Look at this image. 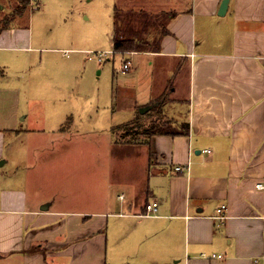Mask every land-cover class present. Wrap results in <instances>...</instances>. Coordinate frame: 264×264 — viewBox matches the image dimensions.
Returning a JSON list of instances; mask_svg holds the SVG:
<instances>
[{"label":"crops","instance_id":"0c3cea01","mask_svg":"<svg viewBox=\"0 0 264 264\" xmlns=\"http://www.w3.org/2000/svg\"><path fill=\"white\" fill-rule=\"evenodd\" d=\"M161 1L159 14L170 16L167 33L158 51L125 53L133 71L130 83L133 55L142 57L140 93L124 110L126 117L115 124L108 119V127L113 136V128L158 109L183 120L182 128L168 126L176 133L133 143L140 147L122 156L124 174L108 175L98 189L96 172L90 200L74 205L51 196L35 202L28 194L30 181L22 178L21 185L17 171L4 187L5 158L0 162V264H264V189L255 185L264 183V0H228L223 11L222 0ZM28 9L29 4L13 19L0 14V159L4 131L16 140L29 135L28 125L43 113L31 111L35 95L24 89L34 86L38 93L40 81L57 89L64 72L77 65L51 67L45 53L55 47L34 36ZM59 50L65 57L90 51ZM38 56L40 67L32 73ZM157 62L168 66L161 82L154 80ZM26 68L31 77L23 82ZM64 108L51 111L65 112L58 117V133L75 139L80 127L74 113L82 109ZM92 160L109 162L112 174L120 157L94 154ZM153 200L156 213L145 215ZM221 205L224 217L218 218Z\"/></svg>","mask_w":264,"mask_h":264},{"label":"rangeland","instance_id":"374dc122","mask_svg":"<svg viewBox=\"0 0 264 264\" xmlns=\"http://www.w3.org/2000/svg\"><path fill=\"white\" fill-rule=\"evenodd\" d=\"M1 1L0 14L10 13L11 19L16 17V12L21 14L29 4L27 19L32 21L34 36L39 41L42 40L43 44L55 47L45 53L49 56L48 62L53 63L51 67L77 62L76 67L69 69L70 72H64L65 76L63 79L60 78L61 82L55 83L57 89L52 85L48 86V82L44 84L42 81L39 82L40 88L37 89L39 94L34 92V86L24 89L25 94L34 93L35 95L28 104L32 106L31 111L41 109L43 113L37 112L33 126L28 125L27 130H33L29 135L18 137L16 140L10 130L4 131L6 148L4 158L0 159V162L5 158L8 159L2 167L5 176L1 182L4 187L11 185L10 175L17 171L21 185L22 178L30 181L27 184L28 194L35 198V202L40 197L48 196L55 197L56 200L59 199L66 204L74 205L76 200L86 202L90 200V191L96 182L95 173L99 174L96 175L99 180L98 189H102V185L105 186L108 175H112L111 178L115 179L119 174H124L122 156L136 153L140 145L133 143L144 141L145 130L151 125L166 124L172 128H182L183 120L158 113V109L146 113L139 122L113 128V136L110 126L108 127V119H112L115 124L126 117L124 110L129 107L132 97L140 93L139 79L142 68L140 60L142 57L133 55L135 74L133 73V83H130L128 80L133 71L130 72V69L126 72L121 71L123 59L129 56L112 52L114 30L126 24L140 26L137 14L132 16L129 13L158 15L161 12L159 4L161 0H147L146 5L143 6H140L142 0ZM43 14L45 18L41 20ZM158 19L160 21H155L156 26L150 28L151 34L144 35V38L149 40L158 38L159 23L163 21V18ZM65 48L89 49L94 57L88 59L82 52H74L69 57H65L62 50H59ZM100 51L103 53L99 60L97 57ZM35 61L37 64H34L32 73L37 72L36 70L40 67L39 56ZM172 64L174 68V62ZM165 67H168L166 63L155 64L154 80L156 82L162 81ZM98 68H101L99 72ZM30 73L27 68L25 72H22L23 82L28 81ZM75 100L76 103H74ZM65 106L71 107L72 111H75V106L82 109L81 114L74 113L75 126L80 127V134L77 133L75 139L71 140L60 137L58 133V117L65 113L64 110L57 115L51 113L54 108L65 109ZM111 111L114 112L112 117H110ZM38 116L45 118L40 120ZM62 125H64L63 120ZM71 129L68 130L74 131V128ZM13 139L17 142L15 147ZM117 140L123 142L126 140L130 144L117 142ZM94 154L103 157L105 155L120 157L115 166L111 165V169L114 170L112 174L109 173V162L92 160ZM14 155L15 158L12 157ZM26 155L31 157L26 158ZM29 164L33 167L28 169ZM24 174L25 177H23Z\"/></svg>","mask_w":264,"mask_h":264},{"label":"trees","instance_id":"16d2710c","mask_svg":"<svg viewBox=\"0 0 264 264\" xmlns=\"http://www.w3.org/2000/svg\"><path fill=\"white\" fill-rule=\"evenodd\" d=\"M129 14L132 16H135L134 14H137L136 17L140 21V26L134 27L133 25L126 24L123 27L116 28L113 33V52L125 54L132 51H158L160 49V38L161 36L167 33V29L165 28V22L170 16H168L166 12L161 13V15L158 14L155 16H148V14L139 15L136 12ZM160 17L163 18V21L159 23L160 31L158 33V38H153L152 40L144 38V35L151 34L150 28L156 26L155 21L157 20L159 22L160 20L158 18ZM138 120L139 118H136L133 122H136ZM121 126H128V123L123 124ZM164 133L174 134L176 132L170 130V128L165 124L162 126L151 125L147 130H145V137L147 139L153 134Z\"/></svg>","mask_w":264,"mask_h":264},{"label":"built area","instance_id":"2783aa9c","mask_svg":"<svg viewBox=\"0 0 264 264\" xmlns=\"http://www.w3.org/2000/svg\"><path fill=\"white\" fill-rule=\"evenodd\" d=\"M64 53L66 54V52H64ZM102 53L103 52L100 51V53H99V55L97 57L99 60L102 57ZM93 57H94V55L92 54V52L91 51H87V58L88 59H92ZM129 66H130V60L127 59L126 61L123 62L121 71L122 72H126V70H128V68H129ZM204 151L208 152L209 150L205 149ZM176 169L177 170H182V166H176ZM255 185H256V187L258 189H264V183L263 182H257ZM224 207H225L224 205H221L220 207L217 208V213H218L217 217L218 218L224 217V215H223ZM157 208H158V202L157 201L153 200V201L149 202L146 205L145 215H153V214H155L156 211H157ZM213 256H216V255L214 254Z\"/></svg>","mask_w":264,"mask_h":264},{"label":"water","instance_id":"95a60500","mask_svg":"<svg viewBox=\"0 0 264 264\" xmlns=\"http://www.w3.org/2000/svg\"><path fill=\"white\" fill-rule=\"evenodd\" d=\"M227 3H228V0H222V2H221V8H220L221 11H223L226 8ZM151 107H152V104L145 105L143 107H140L139 108V111H140V113H143V112L147 111Z\"/></svg>","mask_w":264,"mask_h":264}]
</instances>
